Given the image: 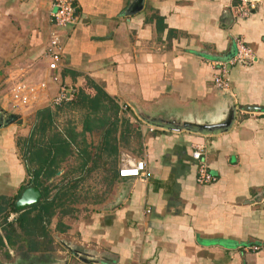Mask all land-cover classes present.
<instances>
[{
	"label": "crops",
	"instance_id": "0c3cea01",
	"mask_svg": "<svg viewBox=\"0 0 264 264\" xmlns=\"http://www.w3.org/2000/svg\"><path fill=\"white\" fill-rule=\"evenodd\" d=\"M50 1L0 0V116L25 112L12 109L3 86L13 70L44 82L33 122L47 108L55 130L76 136L82 151L80 174L72 154L47 184L65 173L63 182L78 179L75 194L92 196L68 204L64 231L54 230V217L52 248L36 264H264V111H242L264 107V0L244 18L232 17L238 0H74L77 23L59 30L57 71L45 57ZM236 35L254 61L231 67L229 94L220 93L211 62L232 53ZM59 87L67 98L52 105ZM231 107L237 113L223 129ZM13 129L0 121L5 197L28 180L14 145L30 129L17 142ZM196 144L206 146L213 184L194 182ZM125 158L143 161L141 179L117 175ZM252 245L260 251H242ZM13 250L0 246V264L38 255L21 262Z\"/></svg>",
	"mask_w": 264,
	"mask_h": 264
},
{
	"label": "trees",
	"instance_id": "16d2710c",
	"mask_svg": "<svg viewBox=\"0 0 264 264\" xmlns=\"http://www.w3.org/2000/svg\"><path fill=\"white\" fill-rule=\"evenodd\" d=\"M92 87L97 95L100 94L98 87L94 85ZM75 98L78 99V104L86 99L80 91ZM75 139L76 136L65 131L55 130L52 126L51 113L46 108L36 112L28 136L18 142L28 180L13 196H0V246L16 247L19 251L18 260L21 262H26L28 255L37 253V257L27 264H32L33 261H36L34 264L42 263L40 260L42 255L51 250L52 238L49 235L51 221L56 217L54 230L64 231L66 225L61 222L60 217L71 211L68 204L79 200L77 194L73 192L78 179L63 182L65 178L63 173L60 182L47 184L65 157L72 154L75 156L74 161L77 162L76 172L80 174L82 163L79 161L82 159V151L78 150V147L75 148L78 146ZM72 148L75 149V153ZM29 186L39 190L41 201L19 212L14 210L13 201ZM10 214L13 216L8 220Z\"/></svg>",
	"mask_w": 264,
	"mask_h": 264
},
{
	"label": "built area",
	"instance_id": "2783aa9c",
	"mask_svg": "<svg viewBox=\"0 0 264 264\" xmlns=\"http://www.w3.org/2000/svg\"><path fill=\"white\" fill-rule=\"evenodd\" d=\"M254 0H238L230 7L233 18H244L249 14V10L253 8ZM48 24L52 27L46 41L45 57L47 59V70L57 71L60 67L61 44L59 42V30L65 26L75 25L77 23V12L74 0H51L48 9ZM233 50L232 53L219 60L211 62L213 74L211 76L212 88L220 93H228L229 91V70L233 66L248 67L254 61L253 50L243 41L242 38L231 36ZM51 80L55 81L56 76H52ZM44 82L32 85L24 81L13 82L7 91V99L13 108L25 109L31 105L35 98H38L45 91ZM64 88L59 87L54 96L50 98L52 105H59L66 100ZM229 94V93H228ZM36 98V100H37ZM120 110L125 111L128 108L126 103L121 104ZM237 113V110L234 109ZM149 131H151L149 129ZM203 144H196L191 147L190 158L195 162L194 182L197 185H210L216 182V177L210 173L205 162L206 149ZM144 172L143 161H133L125 158L117 170V175L121 178L141 179ZM145 210L144 213H148ZM259 247L252 245L242 248L243 252L254 253Z\"/></svg>",
	"mask_w": 264,
	"mask_h": 264
},
{
	"label": "rangeland",
	"instance_id": "374dc122",
	"mask_svg": "<svg viewBox=\"0 0 264 264\" xmlns=\"http://www.w3.org/2000/svg\"><path fill=\"white\" fill-rule=\"evenodd\" d=\"M65 27H68V26H65ZM65 27H63V28H61L60 29V32H61V30L62 29H64ZM49 32H50V29L48 30V36H49ZM61 36V35H60ZM14 72L13 73H10L8 76V81H6V82H4L3 83V86H7V91H8V89H9V86L13 83V82H15V81H25V82H27V83H31L32 85H35V84H38L39 82V80H37V79H35V81H32V82H29V81H27L26 79H24L22 76H21V73L20 72H18V71H16V70H13ZM6 91V92H7ZM37 98V97H36ZM36 98H35V101L31 104V105H29L27 108H25L24 109V111L25 112H21V113H18L19 115H21V116H24V117H22V119H23V121L20 123V124H18V123H16V124H11L12 126H13V128L15 129V131H14V129H13V131L11 132V136L12 135H14L15 136V140L18 138V139H21L20 137H22V136H18V135H16L18 132H26L27 130H29L30 129V127H31V125H32V123H33V112H31L33 109H36L38 106H37V100H36ZM12 109H14V110H16V112L18 111L19 112V108L17 107V108H13L12 107ZM23 111V110H22ZM4 114H8V112H3ZM3 113H2V115H3ZM64 117V116H63ZM7 125H9V124H7ZM15 132V133H14ZM16 142H17V140H16ZM14 150H15V153H16V155L18 156V158H19V160H20V162H22L21 160V156H20V150H19V148H18V144L16 143L15 145H14ZM3 176V175H2ZM5 176H7L8 177V174H6ZM5 176H3V177H5ZM9 176H10V179H9V182H8V184H13V180L11 179V173H9ZM93 184H95L94 182H93ZM3 185V184H2ZM4 186V185H3ZM84 189V188H83ZM12 190V187L9 185V186H5V188H4V192H5V194H9L10 193V191ZM93 195H95V196H97L96 194H93ZM13 196V195H12ZM77 196H78V198H79V200L78 201H82V200H84V201H91L90 200V198H91V196H92V194L91 195H86V194H83L82 192L80 193V194H77ZM77 201V202H78ZM49 228L51 229L50 230V237H51V234L53 233V230H52V225H51V223H50V225H49ZM52 232V233H51ZM63 239L62 240H64V237H62ZM58 247V246H57ZM13 248H14V250H13V252L14 253H17V254H19V251H18V249H16V247H14L13 246ZM51 248H52V244H51ZM260 250L262 251L263 250V245L260 243ZM259 250V251H260ZM248 254H250V253H248ZM253 256H258V253L257 254H255V255H253ZM242 258V257H241ZM244 259H246V258H244ZM36 261H33V263L32 264H34ZM242 263H243V259H242ZM245 263V262H244Z\"/></svg>",
	"mask_w": 264,
	"mask_h": 264
},
{
	"label": "water",
	"instance_id": "95a60500",
	"mask_svg": "<svg viewBox=\"0 0 264 264\" xmlns=\"http://www.w3.org/2000/svg\"><path fill=\"white\" fill-rule=\"evenodd\" d=\"M242 111L245 113L259 112V111H264V107L245 106L242 109ZM234 115H235L234 108L233 107L229 108L227 112L226 122L222 123L219 127H223V129H225L227 126H229ZM3 116H4L3 124L5 125L12 124V123L13 124L21 123L20 117L16 113H8V114L3 113ZM207 127L205 126V127H202L201 129H203L204 131H210L211 128H215V127H210V128H207ZM41 198H42L41 194L37 188L31 187V186L26 187L22 190L20 195L13 201V208L14 210L19 212L23 210L24 208L30 207L40 202Z\"/></svg>",
	"mask_w": 264,
	"mask_h": 264
},
{
	"label": "flooded vegetation",
	"instance_id": "af4514ba",
	"mask_svg": "<svg viewBox=\"0 0 264 264\" xmlns=\"http://www.w3.org/2000/svg\"><path fill=\"white\" fill-rule=\"evenodd\" d=\"M3 120L2 117L0 116V121Z\"/></svg>",
	"mask_w": 264,
	"mask_h": 264
}]
</instances>
